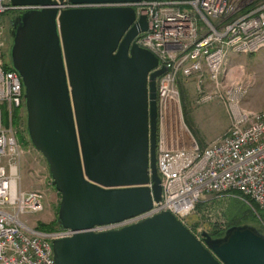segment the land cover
I'll return each mask as SVG.
<instances>
[{
    "label": "water",
    "instance_id": "obj_1",
    "mask_svg": "<svg viewBox=\"0 0 264 264\" xmlns=\"http://www.w3.org/2000/svg\"><path fill=\"white\" fill-rule=\"evenodd\" d=\"M161 0H10V70L21 80L25 134L60 196L55 264H264V237L231 227L198 241L168 212H149L156 169V80L166 69L133 41L147 31L131 7ZM64 3L74 8L61 10Z\"/></svg>",
    "mask_w": 264,
    "mask_h": 264
},
{
    "label": "built area",
    "instance_id": "obj_2",
    "mask_svg": "<svg viewBox=\"0 0 264 264\" xmlns=\"http://www.w3.org/2000/svg\"><path fill=\"white\" fill-rule=\"evenodd\" d=\"M131 7L145 17L147 31L133 43L151 53L165 73L156 80V169L161 200L149 212L103 227L93 233L116 231L168 212L189 232L187 218L205 197H237L250 211L264 237V112H241L228 131L200 148L181 121L178 84L208 79L219 93L222 83L234 94L238 83L226 70L231 57L264 50V0H161ZM61 10L74 8L58 4ZM13 8L0 0V15ZM0 26V264H55L52 242L73 233L56 229L43 233L22 221L43 212L40 193L22 190L20 166L24 151L13 123L24 114L23 87L13 71L4 70ZM202 91H201V90ZM198 87L201 102L211 99ZM204 95V96H203ZM2 108V109H1Z\"/></svg>",
    "mask_w": 264,
    "mask_h": 264
},
{
    "label": "rangeland",
    "instance_id": "obj_3",
    "mask_svg": "<svg viewBox=\"0 0 264 264\" xmlns=\"http://www.w3.org/2000/svg\"><path fill=\"white\" fill-rule=\"evenodd\" d=\"M14 17L8 13L0 15L5 71L10 70L6 51L10 45L8 29ZM226 70L232 71V79L238 83L240 93L237 95L223 83L219 93H214L216 85L208 79L201 84L193 79L181 80L178 84L182 124L200 148L223 136L238 113L264 112V50L252 56L231 57ZM198 87H204L205 96L211 94V99L201 102ZM12 125L24 151L20 166L22 190L40 193L44 207L42 213L25 215L22 221L31 227L53 226L56 224L60 196L51 185L44 159L29 144L25 134V116L16 119ZM186 220L188 228L199 239L202 234L212 239L219 238L215 235L223 236L230 226H249L259 232L254 214L235 196L221 199L205 197Z\"/></svg>",
    "mask_w": 264,
    "mask_h": 264
},
{
    "label": "trees",
    "instance_id": "obj_4",
    "mask_svg": "<svg viewBox=\"0 0 264 264\" xmlns=\"http://www.w3.org/2000/svg\"><path fill=\"white\" fill-rule=\"evenodd\" d=\"M230 227H233V226H230ZM56 229H58L56 224H54L53 226H43V225L37 226V230L43 233H50ZM215 236L221 237V234H216Z\"/></svg>",
    "mask_w": 264,
    "mask_h": 264
},
{
    "label": "flooded vegetation",
    "instance_id": "obj_5",
    "mask_svg": "<svg viewBox=\"0 0 264 264\" xmlns=\"http://www.w3.org/2000/svg\"><path fill=\"white\" fill-rule=\"evenodd\" d=\"M18 12H16V11H10V12H8V14H11L12 16H16V14H17ZM8 50V49H7ZM7 52V51H6Z\"/></svg>",
    "mask_w": 264,
    "mask_h": 264
},
{
    "label": "bare ground",
    "instance_id": "obj_6",
    "mask_svg": "<svg viewBox=\"0 0 264 264\" xmlns=\"http://www.w3.org/2000/svg\"><path fill=\"white\" fill-rule=\"evenodd\" d=\"M135 18H136V15H135ZM139 18H136V21L138 20ZM139 36V35H138ZM148 52V51H147ZM151 54V53H150ZM239 71V70H238ZM241 72L239 71V74H240ZM232 79V78H231Z\"/></svg>",
    "mask_w": 264,
    "mask_h": 264
}]
</instances>
